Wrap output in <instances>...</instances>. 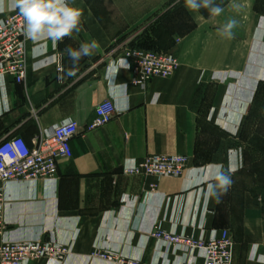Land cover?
I'll list each match as a JSON object with an SVG mask.
<instances>
[{"label": "crops", "instance_id": "crops-1", "mask_svg": "<svg viewBox=\"0 0 264 264\" xmlns=\"http://www.w3.org/2000/svg\"><path fill=\"white\" fill-rule=\"evenodd\" d=\"M168 1L70 0L83 10L80 32L58 43L28 40L26 81L2 82L0 140L22 135L31 143L41 130L64 121L80 125L73 155L59 161L57 177L3 186L5 240L51 239L68 248L63 261L26 264H203L198 252H176L152 232L208 238L212 229L232 234L234 219H240V230L233 232L232 264H264V178L256 181L259 189L239 178L253 163L246 120L264 94V0H235L239 12L229 7L233 0H215L224 11L213 18L206 9L189 11L184 0L164 7ZM13 11L5 0L0 20ZM230 17L239 25L233 39H223L217 29ZM146 21L160 24L159 36L166 32L161 46L173 50L178 67L141 88L132 85L129 61L109 52L126 27ZM93 39L100 47L80 60L76 75H65L72 61L64 49ZM106 99L113 100L115 117L87 131ZM261 114L264 119V101ZM158 153L188 156L184 173L125 174L127 166ZM217 168L233 181L220 203L207 196ZM106 251L118 259L96 255Z\"/></svg>", "mask_w": 264, "mask_h": 264}, {"label": "built area", "instance_id": "built-area-1", "mask_svg": "<svg viewBox=\"0 0 264 264\" xmlns=\"http://www.w3.org/2000/svg\"><path fill=\"white\" fill-rule=\"evenodd\" d=\"M24 18L18 10L0 20V89L2 82L11 78L23 84L27 77V41L23 35ZM120 52L127 59L132 71V85L145 88L155 78L171 76L178 67V58L172 49H157L132 44L118 43L110 54ZM62 70V67L58 68ZM116 115L112 99L98 104L94 118L86 125L92 131L106 125ZM80 133V125L75 120L64 121L50 129L41 130L29 143L22 135H13L0 140V264H26L39 259L63 261L68 248L54 240L9 241L2 236L3 186L9 181L21 179H50L58 175V164L73 155L72 141ZM189 157L176 154H152L142 161L124 169L125 174L147 175L156 178L179 177L187 166ZM156 184H151L153 189ZM152 191V190H151ZM152 236L161 244L172 246L174 251H182L193 256L198 252L203 264H232L234 238L227 228L212 229L208 238H195L156 229ZM109 260L118 259L111 251L96 253ZM124 262V260H119ZM128 264H139L130 261ZM188 264H195L189 261Z\"/></svg>", "mask_w": 264, "mask_h": 264}, {"label": "clouds", "instance_id": "clouds-1", "mask_svg": "<svg viewBox=\"0 0 264 264\" xmlns=\"http://www.w3.org/2000/svg\"><path fill=\"white\" fill-rule=\"evenodd\" d=\"M184 6L189 11L199 12L206 9L209 17L220 16L224 8L215 0H184ZM8 7L18 10L24 18L23 35L25 41L37 42L42 39H50L54 43L62 42L65 38H71L73 33H79L82 25L83 10L74 6L70 0H8ZM229 7L237 12L242 5L235 0ZM5 8V0H0V12ZM239 25V21L233 17L228 18L218 29L217 34L223 39H233L234 29ZM100 44L95 39L90 42L80 43L77 49L67 46L64 52L67 53L72 61V68L65 72L71 77L76 75L73 70L84 57L92 55ZM195 179L200 180L197 175ZM233 181L229 172L223 168H217L212 174V180L207 184V196L215 198L220 203V198L227 194Z\"/></svg>", "mask_w": 264, "mask_h": 264}, {"label": "rangeland", "instance_id": "rangeland-1", "mask_svg": "<svg viewBox=\"0 0 264 264\" xmlns=\"http://www.w3.org/2000/svg\"><path fill=\"white\" fill-rule=\"evenodd\" d=\"M179 0H169L164 4V7L172 6L173 4H178ZM179 17L181 18L182 22H186L185 16H183L182 13L179 14ZM152 18L148 21H150ZM156 21V20H154ZM147 22V21H146ZM144 23L142 25H138L135 27H126L127 31L122 35L121 38H119L118 42H124L129 41L132 44H139L142 46H148V47H162L161 44L165 45V42L167 41L165 38L166 32H163V35H160V37L157 32L159 29L160 24H154L155 22H152L151 28L149 29L150 25ZM187 24V23H186ZM189 28V26H186ZM186 27H182L185 29ZM151 41L157 42V44L150 43ZM264 101V94L263 92L260 94L259 99L257 100L256 104L252 107L251 112L249 113V116L246 120L245 124V132L246 136L249 138L252 135V138L248 140V149H252V151L249 153L251 158L253 159V163L251 166H249V169L245 171V176L241 174L242 176L239 177L240 179H247L251 180L253 183V187L259 189L260 186H257L256 182L260 178H264V159L260 160V151L264 150V139L261 140V135L264 136V119L261 114V108H262V102ZM244 176V177H243ZM238 178V179H239ZM240 219H234L232 228V236L235 238V233H233L236 229L237 233H239L240 230ZM239 234H237L238 236Z\"/></svg>", "mask_w": 264, "mask_h": 264}, {"label": "trees", "instance_id": "trees-1", "mask_svg": "<svg viewBox=\"0 0 264 264\" xmlns=\"http://www.w3.org/2000/svg\"><path fill=\"white\" fill-rule=\"evenodd\" d=\"M151 28V25H150V27H149V29ZM150 43H152V44H157V42H155V41H151ZM139 45V44H138ZM142 46V45H141ZM145 47H148V46H145ZM152 47H155V46H152ZM155 48H157V49H164V48H160V47H155ZM164 50H167V49H164Z\"/></svg>", "mask_w": 264, "mask_h": 264}]
</instances>
